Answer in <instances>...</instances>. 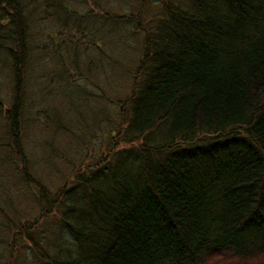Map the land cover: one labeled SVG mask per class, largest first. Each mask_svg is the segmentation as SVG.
Masks as SVG:
<instances>
[{"label": "trees", "instance_id": "trees-1", "mask_svg": "<svg viewBox=\"0 0 264 264\" xmlns=\"http://www.w3.org/2000/svg\"><path fill=\"white\" fill-rule=\"evenodd\" d=\"M70 2L0 0V72L10 65L13 78L4 112L10 143L0 148L59 214L56 240L40 246L31 238L36 258L264 264V0H170L144 29V52L105 150L52 194L23 152L26 67L38 21L73 18ZM5 201L3 232L15 226Z\"/></svg>", "mask_w": 264, "mask_h": 264}, {"label": "rangeland", "instance_id": "rangeland-1", "mask_svg": "<svg viewBox=\"0 0 264 264\" xmlns=\"http://www.w3.org/2000/svg\"><path fill=\"white\" fill-rule=\"evenodd\" d=\"M169 1L72 0L69 8L78 11L73 18H41L33 29L22 144L30 173L52 194L105 150V138L119 121V102L130 93L144 52V29L163 17ZM172 1L185 7L189 0ZM10 72V65L0 72L3 144L10 143L4 118L13 91ZM11 155L0 148V204L11 202L15 224L0 229V264H41L31 238L40 246L56 240L59 214L47 201H38L37 185L24 181L22 163L15 164ZM21 226L33 227L18 232Z\"/></svg>", "mask_w": 264, "mask_h": 264}]
</instances>
